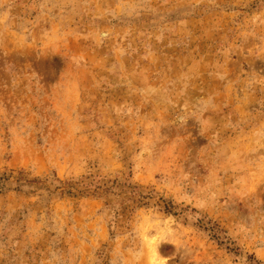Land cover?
Wrapping results in <instances>:
<instances>
[{
    "label": "rangeland",
    "instance_id": "obj_1",
    "mask_svg": "<svg viewBox=\"0 0 264 264\" xmlns=\"http://www.w3.org/2000/svg\"><path fill=\"white\" fill-rule=\"evenodd\" d=\"M3 174L0 264H264V0H0Z\"/></svg>",
    "mask_w": 264,
    "mask_h": 264
},
{
    "label": "trees",
    "instance_id": "obj_2",
    "mask_svg": "<svg viewBox=\"0 0 264 264\" xmlns=\"http://www.w3.org/2000/svg\"><path fill=\"white\" fill-rule=\"evenodd\" d=\"M12 178L11 175H1L0 176V188L4 189L6 188V183H8L9 179ZM18 187H21V184H18ZM139 197H141L140 194H138ZM142 198V197H141ZM162 206L161 211H163L166 214H171V215H176L174 211V206L171 204V202L167 200H162ZM206 218L202 219H197L196 225L203 229L204 231L208 232L210 238L214 241H216L219 245H226V249L230 252L236 253L237 249L233 248L231 245L233 244L230 242V239L224 236V232L218 228L216 224H214L211 220L207 219L205 222ZM249 259H252L250 257ZM250 264H257V262H251Z\"/></svg>",
    "mask_w": 264,
    "mask_h": 264
}]
</instances>
